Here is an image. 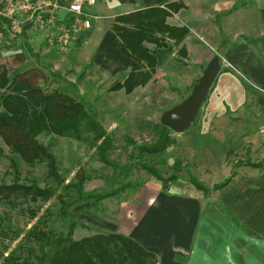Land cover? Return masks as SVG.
Instances as JSON below:
<instances>
[{
  "label": "rangeland",
  "instance_id": "1",
  "mask_svg": "<svg viewBox=\"0 0 264 264\" xmlns=\"http://www.w3.org/2000/svg\"><path fill=\"white\" fill-rule=\"evenodd\" d=\"M4 37L5 40L0 41V72L5 67L13 77L20 72L41 70L44 78L39 81V85L46 92L59 90L83 100L97 112L98 121L104 130L115 137L114 149L108 154V160L113 166H107L100 161L91 135L85 134L82 140L53 135L40 137V141L51 146L52 153L56 155L60 172L66 179L65 184L73 181L80 172H85L88 177L85 185V191L88 193H103L114 188L116 183H130L134 187L120 194L119 198L121 202H129L133 196L135 200L140 194L149 191L162 193L170 190L205 197L203 192L197 190L193 179L212 188L213 185L224 183L234 175L233 182L228 187L212 193L210 197L221 193L236 197L259 194L261 171L238 166L239 162H259L264 158V107L259 102L262 96L257 94L253 87L247 86L242 96L241 89L235 88L237 101L224 102L229 83L225 84L222 79L212 88L194 124L183 134L171 133L172 145L166 152L155 156L146 155L133 161L132 154L138 155L136 146L151 144L158 138L157 126L162 115L191 94L195 84L189 82L190 78L188 82L172 83L171 79L177 76L171 75L172 73L163 74L164 69H161L154 83L131 95L110 92V87L116 84V81L105 80V73L99 71L105 78L96 82L101 74L90 69L93 63L91 65L88 61L93 62L95 54L93 44L87 47L85 46L88 42L69 44L61 48L50 44L45 36L37 33H26L12 41H8L7 36ZM26 42L31 50L27 48ZM173 66L175 69L181 67L179 61ZM89 73L94 74L92 76ZM241 77L245 79L244 74H241ZM0 149L4 151L0 160L1 182L11 183L13 160L18 165L23 181L36 180L42 188H57L47 177L44 165L29 167L10 152L1 137ZM140 163L154 166L168 180L177 174L175 182L169 184L170 188L164 189L162 182L145 171ZM57 190L59 195L70 197L64 187ZM102 204L84 202L72 208L73 219L86 226L77 228L75 240L105 234L100 227L99 207ZM60 208L57 198L48 203H24L17 208L0 205V216L6 220L10 219V224L8 221L4 222L5 227L10 226V233L16 229L28 230L38 220L46 221L49 230L67 232L69 222L59 216ZM27 209L38 212L37 218L32 219ZM7 246L9 250L6 251ZM17 246V242L11 243L0 235V253L4 252L8 256Z\"/></svg>",
  "mask_w": 264,
  "mask_h": 264
},
{
  "label": "crops",
  "instance_id": "2",
  "mask_svg": "<svg viewBox=\"0 0 264 264\" xmlns=\"http://www.w3.org/2000/svg\"><path fill=\"white\" fill-rule=\"evenodd\" d=\"M152 8L170 12L166 23L189 33L175 48L174 59L158 66L151 83L164 69L163 74L177 76L170 82H188L190 78L196 85L218 55L221 71L212 88L222 79L229 83L224 102H236L235 88L241 89L242 96L247 86L264 98V0H97L87 8L97 17L85 46L95 47L93 62L88 61L93 63L92 72L103 71L105 80L124 83L135 61L112 46V24L117 17ZM181 49L185 57L178 53ZM176 61L181 67L175 69ZM98 78L96 82L105 77L101 74ZM259 181V194L243 197L222 193L204 197L166 190L146 191L135 200L133 196L131 201L121 202L119 195L99 207L100 227L105 234L134 239L158 256L159 264H264V171Z\"/></svg>",
  "mask_w": 264,
  "mask_h": 264
},
{
  "label": "trees",
  "instance_id": "3",
  "mask_svg": "<svg viewBox=\"0 0 264 264\" xmlns=\"http://www.w3.org/2000/svg\"><path fill=\"white\" fill-rule=\"evenodd\" d=\"M172 8V7H171ZM176 12L177 9L172 8ZM170 12L161 8L120 16L114 20L112 30L115 37L112 46L135 61V65L124 83L114 84L109 91H124L131 95L137 88L146 87L152 81L158 66L173 60L175 48L188 35V30L169 26L166 21ZM149 45H153L151 49ZM26 46L31 50L30 45ZM32 52V51H31ZM185 57L184 49L178 52ZM34 55V54H33ZM41 70L33 69L20 72L11 77L7 68L0 72V137L10 152L18 156L29 167L44 165L47 177L57 188L64 187L70 197L58 194L57 188H42L36 180L23 181L18 165L11 160L14 169L11 183L0 180V205L17 208L24 203H48L57 198L61 208L59 216L69 222L68 231L55 232L49 230L46 221H39L30 229L22 231L5 227L4 219L0 216V235L18 246L6 256L0 253L2 264H159V258L147 251L142 245L130 237L121 234H103L74 239L79 226L86 227L72 217V208L80 203L92 202L100 204L115 198L134 187L130 183H116L114 188L103 193L85 191L88 180L85 172L77 174L68 184L60 172L58 159L47 146L40 141L44 135L59 138H75L82 140L84 135H91L100 161L113 166L108 160V154L114 149L115 137L104 130L98 121L97 112L70 95L55 90L46 92L39 81L43 80ZM264 107V98L259 101ZM158 138L151 144L136 146L132 160L137 161L146 155H159L166 152L172 145V131L161 125L157 126ZM100 143V144H99ZM4 151L0 149V160ZM141 167L162 182L164 189L175 182L176 175L171 180L165 179L154 166L140 163ZM264 171V158L259 162L249 161L238 163ZM177 169L176 172H178ZM234 175L224 183L215 184L212 188L205 186L197 179L193 184L205 196L223 191L233 181ZM32 219L38 212L27 209ZM25 212V211H24ZM6 251L9 250L7 246Z\"/></svg>",
  "mask_w": 264,
  "mask_h": 264
},
{
  "label": "built area",
  "instance_id": "4",
  "mask_svg": "<svg viewBox=\"0 0 264 264\" xmlns=\"http://www.w3.org/2000/svg\"><path fill=\"white\" fill-rule=\"evenodd\" d=\"M96 4L97 0H0V41L37 33L61 48L86 43L97 19L87 8Z\"/></svg>",
  "mask_w": 264,
  "mask_h": 264
},
{
  "label": "water",
  "instance_id": "5",
  "mask_svg": "<svg viewBox=\"0 0 264 264\" xmlns=\"http://www.w3.org/2000/svg\"><path fill=\"white\" fill-rule=\"evenodd\" d=\"M220 71V59L217 55L195 85L191 94L180 104L166 111L160 118V124L176 134L185 133L196 121Z\"/></svg>",
  "mask_w": 264,
  "mask_h": 264
}]
</instances>
